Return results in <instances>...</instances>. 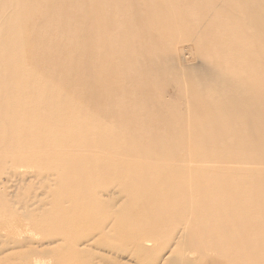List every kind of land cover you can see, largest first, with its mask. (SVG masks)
Returning <instances> with one entry per match:
<instances>
[{"label":"rangeland","instance_id":"374dc122","mask_svg":"<svg viewBox=\"0 0 264 264\" xmlns=\"http://www.w3.org/2000/svg\"><path fill=\"white\" fill-rule=\"evenodd\" d=\"M133 1L0 0V73H3V76L0 75V264H34L36 261L43 264H257L256 253L264 257V248L258 246V240L264 239V233L251 228L252 223L264 218V195L257 193L264 181L250 175L252 170L264 169V160L261 161L263 163H258L253 153H249L251 151L248 147H242L243 144L250 143L236 144L237 139L226 137L214 125L193 129V133L197 135L196 142L199 141L200 145L208 143L205 147L189 148L193 158L206 152L215 156L225 155L223 158L201 156L199 160L204 161L203 165L213 167L230 166L234 171L246 173L248 178L244 184L235 177L225 178V182L222 179L224 188L221 192H213L214 194L209 188L216 182L212 178L203 179V183L207 185L205 191L208 198L200 203L201 192L195 194L193 210L202 216L197 217V222L192 220L189 224L184 221L183 216L177 215L181 207L177 209V213L166 214L165 218L151 213L148 220L141 219L140 215L144 210L140 207L137 210L139 203L134 204L133 224L120 220V215L128 210L129 201L119 189L128 188V184L133 182L131 179L135 180V177L132 176L133 173H126V163H130L127 158L120 156L121 160L118 161L112 157L120 153L118 151L121 148L123 151L132 150L133 153L140 152L153 157L157 148L162 151L170 148L164 142V136L171 125L164 123L163 117L172 120L174 126L183 122L184 117L189 116L193 120L191 113L181 115L186 104L179 99L174 80L168 76L160 78L152 75L151 69L160 63L157 61L176 54L180 66L185 65V69L190 66L191 71L195 70L194 65L198 69L201 68L200 65L211 64L226 73L224 75L221 72L222 75H232L237 80L244 73H251L249 80L264 75V38L258 36L260 34L264 37V0H177L180 3L158 0L154 5L149 3L152 5L148 6L151 9L145 6L146 0ZM96 3L102 4L99 5L102 8L99 9L100 13H97ZM96 14L98 19L100 17L104 20L100 24ZM251 18H257L256 22H252ZM254 22L257 24L255 31L252 30L253 26L251 28ZM257 27L260 32L256 31ZM123 29L130 31L125 32ZM107 30L110 32H107L109 36L112 33L111 38L117 40H113L114 45L121 44L120 48L106 46ZM122 32L124 34L120 35ZM254 33L257 35L254 36ZM16 37L18 38L15 39ZM212 41L216 42L213 44ZM218 42L223 43L220 45L224 47L218 46ZM202 46L204 50L207 49L206 54ZM236 49L237 53L240 50L241 55H237L242 58L241 61L236 55ZM234 55L239 60L234 59ZM228 58H231L230 62ZM254 58L258 63L257 67L252 64ZM236 59L240 62L235 61ZM257 68H261L262 70H258L263 72L257 71ZM252 69L256 73L250 72ZM141 73L144 74L142 78L139 77L142 76ZM125 77L131 79L128 80L130 84L125 82ZM12 79L14 82H11ZM117 79L121 81L120 86L124 84L127 89L134 84L131 88L135 87V92L132 91L134 89H126V92L131 91L132 94L127 93L129 96L125 97L126 93L118 91L120 87L114 88L118 84ZM108 83L112 86L109 87ZM142 84L144 88H141ZM106 88L114 91L107 92ZM136 89L139 92L142 90L140 94L148 92L147 97L153 94L152 98L160 99L159 103L155 100V104H149V112L144 111L146 113L138 115L137 107L143 101L140 97L144 95H139ZM104 93L112 95L109 97L107 94L106 99ZM136 94L140 96V101ZM110 99L113 102L109 104ZM124 105L127 110L119 111ZM252 105L257 106L256 103ZM157 112L163 114L159 123L158 118H155L157 123L154 120ZM178 113L180 117H172ZM120 114L124 120H128L129 116L139 117L131 126L138 124L136 130L141 127L138 130L140 138L133 134L131 126L126 125L125 128L121 123L119 126L114 123L112 117L117 118ZM146 117L154 123L146 125L143 122ZM111 123L115 124L114 127ZM150 125L151 129H162L163 136L160 140L150 136ZM195 126L193 124V128ZM144 129L145 135L142 133ZM113 131L116 132L115 135ZM87 133L93 140L91 145L86 147L82 143L78 145L72 142L74 135L84 139ZM108 134L116 136L119 141L125 139V142L109 147L104 141V136ZM119 135L123 139L118 138ZM127 135L131 140L126 139ZM217 135H221L218 139L220 142L209 144ZM99 136L100 144L96 141ZM137 145L145 147L137 149ZM106 147L110 150L105 151ZM187 151L175 149L176 160L181 161V155L187 154ZM86 156L90 160L87 161ZM110 157L112 158L108 159ZM133 157L135 154L128 158ZM98 163L101 167L95 168ZM133 164L136 168L139 164L142 165ZM200 164L198 163L199 166ZM92 166L95 168L94 172ZM144 167L155 166L147 164ZM75 172L81 173L76 176ZM162 176L163 173L160 172V182H164L165 177ZM219 176L225 177L222 173ZM189 179H192V175ZM77 180L80 182V189L73 192L72 183ZM138 180L143 183L142 186H147L142 177ZM181 188L176 182V191ZM166 189L167 187L162 186V190ZM244 189L248 193L243 197L241 193ZM197 206L201 208H196ZM248 206L261 208L257 217L247 213ZM205 214H208L207 218ZM62 218L65 222L78 221L79 225L75 230H63L59 226ZM167 219H170L169 222H177L176 232L173 231L174 227H165ZM247 226L250 228H246ZM87 240L92 244L91 249L82 252L69 250L71 245L78 244L81 248ZM134 241L145 242V250L140 253ZM259 261V264H263L264 259Z\"/></svg>","mask_w":264,"mask_h":264},{"label":"bare ground","instance_id":"6f19581e","mask_svg":"<svg viewBox=\"0 0 264 264\" xmlns=\"http://www.w3.org/2000/svg\"><path fill=\"white\" fill-rule=\"evenodd\" d=\"M133 1V0H132ZM137 1V0H136ZM145 1V0H144ZM146 4L145 6L148 7L150 6L151 4L154 5V2H157L158 0H146ZM162 1H169V0H162ZM175 2H177V0H174ZM179 1V0H178ZM222 1V0H221ZM228 1V0H227ZM134 2V1H133ZM139 2V1H138ZM143 2V0L141 1ZM197 2V1H195ZM226 2V1H224ZM102 3V2H101ZM101 3H96L97 5V13H100L99 9H102L100 8V6H102ZM151 3V4H149ZM167 3V2H166ZM177 3H180V2H177ZM8 4V3H7ZM16 4V3H15ZM34 4V3H33ZM128 4V3H127ZM196 4V3H194ZM18 5V4H17ZM20 5V4H19ZM100 5V6H99ZM134 5V4H133ZM151 5V6H152ZM239 5V4H238ZM27 6V5H26ZM150 6V7H151ZM166 6H169V7H172L170 6L169 4ZM198 6V5H197ZM9 7V6H8ZM130 7V6H129ZM142 7V6H141ZM150 7H148L149 9H151ZM154 7V6H153ZM152 7V9H153ZM202 7V6H200ZM207 7V6H206ZM3 9H4V6H3ZM14 9V8H13ZM13 9H12V12H13ZM95 9V10H97ZM16 10V9H15ZM20 10V9H19ZM25 10V9H24ZM95 10H92V11H95ZM2 11V9H0V12ZM6 11V10H5ZM4 11V12H5ZM11 12V13H12ZM109 12V11H108ZM130 12V11H129ZM188 12V11H187ZM3 13V12H2ZM9 13V11H8ZM107 13V12H106ZM110 13V12H109ZM131 13V12H130ZM143 13V12H142ZM189 13V12H188ZM221 13V12H220ZM108 14V13H107ZM141 14V13H140ZM224 14V13H223ZM222 14V15H223ZM15 15V14H13ZM97 15V19H98V14ZM109 15V14H108ZM16 16V15H15ZM90 16V15H89ZM133 16V15H132ZM217 16V15H216ZM17 17V16H16ZM25 17V16H23ZM52 17V16H51ZM249 17V16H248ZM12 18V16H11ZM218 18H220L218 16ZM229 18V17H228ZM13 19V18H12ZM100 19V20H99ZM99 24L101 23V18L99 17ZM252 19V22L257 19L255 18L253 20ZM250 19V21H251ZM260 20V18H258ZM108 20V19H107ZM106 20V21H107ZM144 20V19H143ZM223 20V19H222ZM104 21V20H103ZM102 21V22H103ZM133 21V20H132ZM232 21V20H230ZM240 21V20H239ZM11 22V21H10ZM21 22V21H20ZM23 22V20H22ZM69 22V21H68ZM111 22V21H110ZM109 22V25H113L114 27V24H110ZM221 22V21H220ZM220 22H217L220 23ZM224 22V21H223ZM233 22H237V21H233ZM256 22V20H255ZM253 23L251 25V28L253 26V29L255 31V26H257L256 23ZM19 23V22H18ZM17 23V24H18ZM239 23V22H238ZM237 23V24H238ZM13 24V23H12ZM186 24V23H185ZM216 24V25H217ZM246 24V23H245ZM14 25V24H13ZM50 25V24H48ZM128 25V24H127ZM126 25V26H127ZM129 25H132V24H129ZM239 25V24H238ZM244 25V24H243ZM45 26V25H44ZM119 26V25H118ZM192 26V25H191ZM240 26V25H239ZM247 26V25H246ZM120 27V26H119ZM129 27V26H127ZM131 27V26H130ZM133 27V26H132ZM244 27V26H243ZM248 27V26H247ZM94 28V27H93ZM207 28V27H206ZM205 28V29H206ZM226 28V27H225ZM14 29V28H13ZM39 29V28H38ZM130 29V28H129ZM128 29V30H129ZM202 29L204 30V28L202 27ZM228 29V28H226ZM11 30V29H10ZM95 30V29H94ZM125 31V29H123ZM128 30L126 29V31L128 32ZM188 30V29H187ZM242 30V29H240ZM12 31V30H11ZM10 31V32H11ZM18 31V30H17ZM16 31V32H17ZM78 31V30H77ZM122 31V30H121ZM120 31V32H121ZM123 31V32H124ZM125 31V32H126ZM130 31V30H129ZM194 30L192 29V32ZM202 31V30H200ZM199 31V32H200ZM223 31L225 32V29L223 28ZM253 31V32H254ZM258 31V27H257V30ZM103 32V31H101ZM109 32V30H107L105 32V41H106V46L109 47V46H115L114 45V38L112 37L111 38V34L109 36V34L107 33ZM120 33L121 34H124V33ZM189 32V31H188ZM190 33V35H192L193 33ZM205 32V31H204ZM231 32V31H230ZM228 32V33H230ZM236 32V31H235ZM251 32V31H250ZM252 32V33H253ZM260 32V31H258ZM264 32V31H262ZM110 33V32H109ZM179 33V32H178ZM203 33V32H201ZM17 34V33H16ZM118 34V33H117ZM131 34V33H130ZM206 34V33H205ZM232 34V33H231ZM256 33H254L253 35L255 36ZM259 34V33H258ZM76 35V34H75ZM114 35V34H113ZM116 35V34H115ZM195 35V34H194ZM236 35V34H235ZM248 35V34H247ZM257 35V34H256ZM201 36V34H200ZM199 36V37H200ZM203 36V35H202ZM251 36V35H249ZM259 37H262V39L264 38L263 36H260V34L258 35ZM257 36V37H258ZM114 37H117V36H114ZM246 37V36H245ZM248 37V36H247ZM258 37V38H259ZM18 37H16L15 39H17ZM20 38V37H19ZM119 38V37H117ZM195 36H194V40H195ZM250 39V37H248ZM252 38V37H251ZM255 38V37H254ZM176 38H174L175 40ZM187 39V38H186ZM191 39V38H190ZM189 39V40H190ZM193 39V38H192ZM214 39V38H213ZM212 39V40H213ZM226 39V38H225ZM257 39V38H256ZM261 39V38H259ZM257 39V41L259 40ZM261 39V40H262ZM114 40V41H113ZM120 40V39H119ZM243 40H244V37H243ZM68 41V40H67ZM117 41V40H116ZM222 41V40H221ZM264 41V40H263ZM18 42V41H17ZM72 42V41H71ZM157 42V41H156ZM216 42V41H215ZM214 42V43H215ZM224 42V41H223ZM244 42V41H243ZM262 42V41H261ZM21 43V42H19ZM117 42H115L116 44ZM118 43H120L118 41ZM117 43V44H118ZM201 43V42H200ZM207 43V42H206ZM213 43V41H212ZM213 43V44H214ZM2 44V43H1ZM162 44V43H160ZM193 44V43H192ZM197 45H199L197 42H196ZM202 44V43H201ZM218 46H222L223 43H216ZM222 44V45H220ZM17 45V44H16ZM19 45V44H18ZM120 45H116L115 47L117 48H120ZM153 45V44H152ZM195 45V44H194ZM253 45V44H252ZM161 46V45H160ZM164 46V45H163ZM172 46V45H171ZM263 46H264V42H263ZM122 47V46H121ZM197 47V46H196ZM204 46H202L203 48ZM224 47V46H222ZM221 47V49H222ZM163 48V47H162ZM254 48V47H253ZM261 48V47H260ZM19 49V48H18ZM75 49V48H74ZM161 48H159L160 50ZM197 49V48H196ZM201 49V48H200ZM252 49V48H251ZM1 50V49H0ZM20 50V49H19ZM103 50V48H102ZM112 50V49H111ZM110 50V51H111ZM164 50V49H163ZM171 50V49H170ZM172 50H175V49H172ZM203 51L207 50L204 48L202 49ZM227 50V49H226ZM230 50V49H229ZM232 50V49H231ZM242 50V49H241ZM264 50V49H263ZM9 51V50H8ZM18 51V50H17ZM156 51V50H155ZM167 51V49H166ZM165 51V52H166ZM201 51V50H200ZM235 51V50H234ZM4 52V51H3ZM171 52V51H170ZM169 52V53H170ZM210 52V50H209ZM8 53V52H7ZM10 53V52H9ZM103 53V52H102ZM113 53V52H111ZM154 53V51H153ZM200 52H198V55H199ZM204 53V52H203ZM207 52L205 51V54ZM232 53V52H231ZM235 54V52H233ZM240 53V50H238V53H237V49H236V55H241ZM175 54V51L174 53ZM171 53V55H173ZM202 54V52H201ZM200 54V55H201ZM160 55V54H159ZM163 55V54H162ZM176 55V54H175ZM173 55V56H169L168 59L165 57L163 59H161V61H157V63H159L158 65H154V69L152 68L151 70H153V72L151 71L152 75L155 76V75H158L159 77L160 76H168L169 78H172L174 80V83L178 89V97L180 100H182L185 104H186V109L184 111V113L181 112V115L182 114H189L191 113L193 115V120L188 116L187 118H184L182 119L183 122L179 123L177 126H174L172 125V120H168L166 117H163V114L161 115V112H157L156 115H154V120L156 122V119L155 118H158V123H159V120L161 122V116L163 117V120H164V123L166 124H169L171 125V128H169L167 134L164 136L165 137V143H168L170 145V148L166 149V151H162L160 148H157V150L155 151V155H153V157H150V156H146L145 154L143 153H140V152H135L133 153L132 150H128V151H123L122 148H121V151H118L120 153H116L115 155H113L112 157H114L115 160H121V158H119L120 156L124 157V158H127L130 162V163H126L127 166H125L127 168L126 170V173H128L129 175L131 173H133V177H135V180L131 179L133 182H130L128 184V188H120L119 191L121 193H123L125 195V197L127 198V201H129V205H128V210L125 211L124 213H122L120 215V220H123L125 223L129 224H133L134 222V204L135 203H139V206L137 208V210H139V207L141 210H144V213L142 215H140V218L141 219H149L151 218L150 214L151 213H156V214H160L162 217H166V214L168 213H177V209L179 207L180 208V212L179 214H177L178 216H183L184 217V221H188V224L192 222V220L194 222H197L198 219L197 217H201V213L197 212L195 213V211L193 210V198L195 197V194L196 193H200L201 192V198H200V203L204 202L208 196H207V192L205 191V189L207 188V185L206 183L204 182L203 183V179H213L216 184L212 187V188H209V190L211 189V192L212 194H214L213 192H221L222 189L224 188L225 184L224 182L226 181L225 178H236L238 181L242 182V184L246 183L247 181L245 179H247L248 177L245 176L246 173L243 174V172L241 171H234L232 168L229 167H226L225 165L224 166H219V167H213V166H210V165H203L202 162H204L203 160H199V158L201 156H214L215 158H223L225 157V155H221V154H218L219 156H215L213 155L212 153H203V154H199V155H195V158L192 157V152L189 150V148H192V146H194L195 148L196 147H205V145H208V143H203L202 145H200L199 141L196 142L195 138L197 137L196 133H193V129L197 128V127H211L212 125L217 126L219 127V130L221 132H223L226 137L230 138V139H237V142L236 144H241V143H250V145H245L243 144V148H245L246 146L248 147L249 152L250 154L253 153V155L255 156L256 158V161L258 163H263L261 161L264 160V75L261 76V77H252L251 80L250 77H248L251 73H248L246 75V73H244V75H241V77H238V80L235 78V76L232 77H226L228 76V74L226 76H224L226 73L223 72V70L221 71L217 66L213 65L211 66L210 65H205L203 64V66L200 65L201 68H198L196 69L197 67H195L194 65V68L195 70L191 71V67H190V70H189V67L188 64L187 67L188 69H185L183 68L184 66L181 65L180 66V62L178 61L177 57ZM204 55V54H203ZM206 56V55H204ZM208 55V54H207ZM237 55V57H238ZM158 56V55H156ZM197 56V55H196ZM152 57V56H151ZM207 57V56H206ZM232 57V55L230 56ZM235 57L234 55V59L237 58ZM240 57V56H239ZM238 57V58H239ZM3 58V57H2ZM198 58V57H197ZM237 58V59H238ZM245 58V56H244ZM4 59V58H3ZM8 59V58H6ZM156 59V58H155ZM202 59V58H201ZM204 59V58H203ZM207 59V58H205ZM212 59V58H211ZM219 59V58H218ZM229 59V58H228ZM231 59V58H230ZM230 59H229V62H230ZM233 59V60H234ZM237 59L235 61H237ZM240 61H241V57L239 58ZM238 59V60H239ZM246 59V58H245ZM250 59V58H249ZM150 60V58H149ZM182 60V59H181ZM200 60V59H197V61ZM247 60V59H246ZM1 61V60H0ZM5 61V59H4ZM103 61V60H102ZM184 61V60H183ZM214 61V60H213ZM227 61V60H226ZM234 61V62H235ZM240 61H237L238 63ZM251 61V60H250ZM249 61V62H250ZM256 59L254 58V60L252 61V64L254 66H258L257 62H255ZM6 62V61H5ZM156 62V60H155ZM182 62V61H181ZM201 62V60H200ZM203 62H205L203 60ZM233 62V63H234ZM8 63V62H7ZM155 63V64H157ZM217 63L220 64V62L218 61ZM257 63V64H256ZM168 64V65H167ZM214 64V63H212ZM235 64V63H234ZM249 64V63H248ZM9 65V64H7ZM167 65V66H165ZM228 65V63H227ZM250 65V64H249ZM221 66V65H220ZM9 67V66H8ZM7 67V68H8ZM224 67H227V66H224ZM260 67V66H259ZM131 68V67H130ZM230 68V67H229ZM237 68H238V65H237ZM253 68V67H251ZM262 68V67H261ZM261 68H257V71H259L258 69H261ZM106 69V68H105ZM142 69V68H141ZM243 69V68H242ZM245 70V69H244ZM254 69H252L250 72L252 73H256L253 72ZM262 70V69H261ZM260 70V71H261ZM264 70V69H263ZM109 71V70H108ZM107 71V72H108ZM133 71V70H132ZM135 71V70H134ZM225 71V70H224ZM259 71V72H260ZM7 72V71H5ZM121 72V71H120ZM144 72V71H142ZM224 73V75H222V73ZM245 72V71H244ZM263 72V71H261ZM145 73V72H144ZM236 73H238L236 71ZM258 73V72H257ZM264 73V72H263ZM143 73H141L142 75ZM150 74V73H149ZM262 74V73H261ZM0 75L3 76V73ZM11 74H9V77H10ZM14 75V74H13ZM140 75V74H139ZM144 75V74H143ZM142 76H139V77H143ZM255 74H253L254 76ZM125 76V75H124ZM129 76V75H128ZM157 76V77H158ZM135 77V76H134ZM158 77V78H159ZM4 78H7V77H4ZM129 78V77H128ZM128 78H124L125 79V82L128 81V80H131V79H128ZM130 78H133V76H130ZM141 78L138 79V81L141 80ZM157 78V79H158ZM161 78V77H160ZM164 78V77H163ZM166 78V77H165ZM241 78V79H239ZM1 79V77H0ZM98 79V78H97ZM95 79V80H97ZM107 79V78H106ZM121 79V78H120ZM136 79V78H135ZM137 80V79H136ZM13 81V79L11 80V82ZM118 82V84H116V87L114 88H117L120 87V89H118V91H122V93H128V91L130 90L131 86L134 85V84H131L129 85L131 82L128 83H125L127 85H129V89H127L124 84L121 85V81L119 82V80L117 79L116 80ZM115 81V83H117ZM10 82V80H9ZM14 82V81H13ZM98 82V81H97ZM104 83V81H103ZM111 84V82H109ZM107 84L110 86V84ZM113 83V81H112ZM124 83V80L123 82ZM132 83H133V80H132ZM142 83V82H141ZM114 84V83H113ZM4 85V84H3ZM10 85V83L8 84ZM126 85V86H127ZM142 87L141 88H144L143 87V84L141 85ZM4 87V86H3ZM108 87V86H107ZM139 87V85H138ZM7 87H5L6 89ZM113 88V87H111ZM149 88V87H148ZM150 88H152L150 86ZM128 90L127 92L125 90ZM131 89H134L132 90L133 93L135 92V87H132ZM139 90V88H137ZM136 89V90H137ZM153 89V88H152ZM3 90V89H2ZM1 90V91H2ZM7 90V89H6ZM5 90V91H6ZM117 90V89H116ZM137 90V91H138ZM146 90H147V87H146ZM106 91L107 92H113L114 90H111L110 88H106ZM125 91V92H124ZM142 90L140 89V92ZM153 91V90H152ZM131 92V91H130ZM129 92V93H130ZM139 92V91H138ZM139 92V95H144L145 97H147L148 95H146V93L148 92H145V94H140ZM150 92H151V89H150ZM5 93V92H4ZM128 93V94H129ZM105 94V97L106 98L107 94L108 93H104ZM125 94V97L126 96H129L128 94L126 95ZM132 94V92H131ZM189 94V96L187 95ZM112 95V94H110ZM110 95L108 94V96L110 97ZM135 95V94H134ZM153 96V94H150V96ZM131 96V95H130ZM144 96H139L140 98L143 99V101L141 102V104L139 103L138 104V107H137V114H143V113H146L144 111H148L149 112V109L148 107H150L152 104H155L157 100V103L158 100L160 101V99H153L152 96L151 97H147V99H145ZM1 97V95H0ZM3 97H4V94H3ZM8 97V96H7ZM108 97V98H109ZM113 97V96H111ZM124 97V96H123ZM124 97V99H125ZM135 97V96H134ZM136 97L139 99V101L141 100L139 97H138V94H136ZM130 98V97H129ZM131 98H133L131 96ZM136 98V99H137ZM93 99V98H92ZM107 99V98H106ZM137 99V100H138ZM111 101H109V104L110 102H113L112 99H110ZM131 100V99H130ZM129 100V101H130ZM127 101V98L126 100L124 101L126 103ZM138 101V102H139ZM78 102V101H77ZM90 102V101H89ZM122 103V102H121ZM151 103V105H149ZM253 103H256V107H254L252 104ZM2 104V103H1ZM90 104V103H89ZM124 104V103H123ZM130 102H129V106H130ZM135 104H136V101H135ZM128 105V104H127ZM140 105V107H139ZM149 105V106H148ZM3 106V105H2ZM120 105H118L119 107ZM137 106V104H136ZM1 107V105H0ZM174 108V107H173ZM127 110V107H124L121 106L119 108V111H124V110ZM135 109V108H134ZM125 110V111H126ZM132 110V108H131ZM142 113H141V112ZM162 111V110H161ZM177 111V110H176ZM131 112V111H130ZM135 113V112H134ZM163 113V112H162ZM131 115L133 113H130ZM136 114V115H137ZM138 114V115H139ZM177 114V112H176ZM121 115L120 114V118L119 116H113L112 119H114V123L116 125L119 126V124L121 123V125H125V128H126V125L127 126H131L133 125L132 123L135 122L136 120L138 121L139 117H135V116H129V119H121ZM147 116V114L145 115ZM144 116V117H145ZM158 116V117H156ZM166 116V115H165ZM174 116H178L180 117V114L178 113V115H172V117ZM134 117V118H133ZM149 118H152L151 116ZM149 118H145V120H143V122L145 121L146 125H149V124H152L154 123V121L152 119H149ZM139 121H142V120H139ZM8 122V121H7ZM88 122V121H87ZM112 122V121H111ZM131 122V123H130ZM156 122V123H157ZM110 123V122H109ZM108 123V124H109ZM130 123V124H129ZM112 124V123H111ZM115 124H112V126L114 127ZM142 124V123H141ZM193 124H195L196 126L193 128ZM134 125H136V123H134ZM138 125V124H137ZM135 126V127H138V126ZM5 125H3L4 127ZM174 126V127H173ZM134 126L130 127L133 131V134L135 135H138L140 134V128L138 130H136ZM112 128V127H111ZM121 128V127H119ZM123 128V127H122ZM128 128V129H130ZM147 128V127H146ZM127 129V130H128ZM143 129V127H142ZM151 129V125H150V128ZM99 130V129H98ZM109 130L111 131V129L109 128ZM76 131V130H75ZM123 131H126V130H123ZM148 131V129H147ZM90 132V131H89ZM114 132V131H113ZM112 132V133H113ZM121 131H119L118 133L121 135L120 133ZM146 131L144 129V131H142V133L144 134ZM150 132V136L154 139H161V137L163 136V133H162V129L160 127H152L151 130H149ZM110 133V134H112ZM116 132H114L113 135H115ZM141 133V134H142ZM81 134V133H80ZM88 134V133H87ZM221 134V133H220ZM103 135V134H102ZM120 135L118 136V138L120 137ZM126 135V134H124ZM145 135V134H144ZM180 135V136H178ZM84 136V135H83ZM122 136V135H121ZM129 135L125 136L127 140H131L130 137L127 138ZM85 137V136H84ZM109 137H112V138H109ZM116 137V136H115ZM113 137L112 135H105L104 136V141L107 142L108 146H112V147H115L117 146L119 143L122 142V144L125 142V139L123 141H119V139L117 140V138ZM139 137V135H138ZM143 137V136H142ZM141 137V138H142ZM223 137V136H222ZM115 138V139H114ZM123 139V137H120ZM132 138V137H131ZM140 138V137H139ZM221 138V135H217L215 138L213 137V139L209 142V144H214V143H218L220 141H218V139ZM74 139V140H73ZM72 139V142L75 143V144H78L80 145V143H82L84 146L87 147L88 144H92L93 140H91V137H90V134L86 135V137L83 139V138H80L78 135H74ZM112 139V140H111ZM121 139V140H122ZM63 140H65L63 138ZM100 140H101V136L99 137H96V141L97 143L100 144ZM148 140V139H146ZM150 140V139H149ZM164 140V139H163ZM68 141V140H67ZM66 144V143H65ZM90 144V145H91ZM154 144V143H153ZM77 145V146H78ZM40 146V145H39ZM151 146V145H150ZM75 147V146H74ZM109 147H106L105 151L107 150H110ZM145 147V146H144ZM144 147H139V145H137V149L139 148H144ZM155 147V146H154ZM46 148V147H45ZM53 148V147H52ZM51 148V149H52ZM207 148V146H206ZM42 150V148H40ZM50 149V148H48ZM130 149V148H129ZM175 149H182L185 151H187L188 153L187 154H183L181 155L182 157L180 158V160H176V157L177 155L174 154V150ZM45 150V149H43ZM53 150V149H52ZM55 150V149H54ZM63 150V149H62ZM28 151V150H26ZM51 151V150H50ZM71 151V149H70ZM74 151V150H73ZM90 151V150H88ZM30 152V151H28ZM91 152V151H90ZM10 153V152H9ZM33 153V152H32ZM31 153V154H32ZM127 153H131V155L133 156V154H135V157H133L132 159H129L128 157H130L131 155L130 154H127ZM191 153V154H189ZM87 154V153H86ZM49 154H47L48 156ZM40 156V155H39ZM44 156V155H42ZM54 156V155H53ZM46 157V156H45ZM59 157V156H58ZM112 157L108 158V159H111ZM180 157V156H179ZM42 159V158H41ZM87 161L90 160V158H88V156H86ZM93 159L91 158V161ZM68 162V161H67ZM66 162V163H67ZM177 162H181L183 164H176ZM88 163V162H87ZM94 163H96V160H94ZM133 163H141L142 165H138L137 167H141V168H136L135 164ZM198 163H201L200 166L198 165ZM147 164H152L154 165L155 167L154 168H146L144 167L145 165ZM212 164V163H211ZM264 164V163H263ZM59 165V163H58ZM248 166V165H247ZM100 168L101 167V164L98 163L95 164V168ZM93 168V171L95 170V168L92 166ZM144 171H142V170ZM229 171H227V170ZM240 170H245L243 168H239ZM137 170H140V172H138ZM62 171V170H60ZM162 172L163 173V176L162 177H165L164 178V182H160L159 180V173ZM242 174H241V173ZM81 173V172H80ZM80 173H76V176H79ZM224 174L225 177H220L219 174ZM192 175V179H189V177ZM250 175L254 176V178H258L259 180H263L264 181V169H261V170H252L250 172ZM69 174L66 175V177H68ZM142 177L143 180L145 181L144 183L147 185V186H142L143 183H141L138 178ZM244 177V178H243ZM62 178H64L63 174H62ZM222 179H224V182L222 181ZM213 181V182H214ZM178 183L182 186V188L178 191H176L175 189V183ZM250 183H248L249 185ZM162 186H165L167 187L166 190H162ZM80 189V182L77 180L75 182L72 183V191L73 192H76ZM144 189V190H143ZM217 189V190H216ZM243 192L241 193V195L244 197L248 191H246V189L242 190ZM258 194H262L264 195V183L260 184V192H257ZM247 196V195H246ZM263 198V197H262ZM248 200V199H247ZM88 203H91V201H88ZM263 204H264V198H263ZM90 205V204H88ZM258 207V208H256ZM248 206L247 207V213L250 215V216H254V217H257L259 212L261 211L259 208V206ZM196 208H201V207H196ZM235 208V207H234ZM245 208V207H244ZM235 211V210H234ZM208 212V211H207ZM206 212V213H207ZM242 212V211H241ZM238 213H240L238 211ZM235 215V214H234ZM264 215V213H263ZM91 215H89L90 217ZM95 216V215H93ZM185 216H188L185 218ZM208 214H205V218H207ZM135 217V216H134ZM234 217V216H233ZM137 218H139V216H137ZM241 218V217H240ZM214 219V218H213ZM230 219V218H229ZM238 219V218H237ZM64 219L62 218V222H60V228H62L63 230L65 229H72V230H75L78 225H79V222L75 220H73V222H65L63 221ZM236 220V219H235ZM170 219H167V221L165 222V227H174L173 231L176 232L178 230V227H177V222L176 221H171L169 222ZM209 221V220H208ZM207 223V222H206ZM253 225L251 226L252 229H257L256 231H259V230H262L263 233H264V218H261L260 220L258 221H255L254 223H252ZM211 226V225H210ZM209 227V226H208ZM215 227V225H214ZM213 227V228H214ZM221 227V226H220ZM206 228V227H205ZM219 228V227H218ZM246 228H250L249 226H247ZM206 230V229H205ZM131 236V235H129ZM131 238V237H130ZM132 240V239H131ZM148 241V240H147ZM152 242V241H151ZM156 242V241H155ZM92 243V242H91ZM134 243L136 244V248L138 249V251L141 253L143 252V250H145V242L144 243H141L139 241H134ZM108 245V244H107ZM70 246V245H69ZM258 246L260 248H264V239H259L258 240ZM92 247V244H90L88 242V240L82 244L81 248L78 247V244L77 246L75 245H71L69 247V250L71 251H74V252H79V250L82 252V251H87L89 249H91ZM172 252V250L170 251ZM256 258H257V264L258 261L261 259L263 260L264 257L262 254L260 253H256ZM260 260V261H261ZM259 261V262H260ZM262 262V261H261ZM34 264H43L39 261H36ZM262 264V263H260ZM264 264V262H263Z\"/></svg>","mask_w":264,"mask_h":264}]
</instances>
